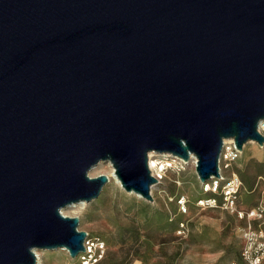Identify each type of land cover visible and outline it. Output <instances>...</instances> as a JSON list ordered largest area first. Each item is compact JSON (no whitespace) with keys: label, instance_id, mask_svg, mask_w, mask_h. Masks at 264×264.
<instances>
[{"label":"water","instance_id":"water-1","mask_svg":"<svg viewBox=\"0 0 264 264\" xmlns=\"http://www.w3.org/2000/svg\"><path fill=\"white\" fill-rule=\"evenodd\" d=\"M262 121L264 0H0V264L84 252L99 163L152 202L149 153L204 185Z\"/></svg>","mask_w":264,"mask_h":264},{"label":"rangeland","instance_id":"rangeland-1","mask_svg":"<svg viewBox=\"0 0 264 264\" xmlns=\"http://www.w3.org/2000/svg\"><path fill=\"white\" fill-rule=\"evenodd\" d=\"M154 158L152 175L164 178L152 187V202L119 188L108 177L110 168L99 163L89 176L105 175L109 181L98 198L63 211L64 216L78 218V231L104 243L100 264L241 263L239 232L248 220L239 213L264 205V145L246 143L239 159L224 173L226 179L235 174L241 182L233 209H225L219 195L203 192L192 160L184 162L182 169L161 171L157 164L163 163ZM207 197L216 198L218 206L198 207L197 200ZM179 198L186 202V213L177 205ZM251 225L264 229V220ZM37 252L39 264H68L70 259L65 250Z\"/></svg>","mask_w":264,"mask_h":264},{"label":"built area","instance_id":"built-area-1","mask_svg":"<svg viewBox=\"0 0 264 264\" xmlns=\"http://www.w3.org/2000/svg\"><path fill=\"white\" fill-rule=\"evenodd\" d=\"M241 151L235 147L233 140H226L223 142L222 150L218 160L219 177L212 178L203 186L204 193L219 195L222 198L221 205L225 209H233L236 195L240 189L241 182L237 175L231 174L229 178H225L224 173L229 171L232 165L239 159ZM158 162L163 165L157 164L158 168L163 171L169 169L171 171L183 168L179 158L173 157L168 154L159 155ZM167 156V157H166ZM177 163L172 167L170 162ZM178 159V160H177ZM161 177V176H160ZM164 178V177H163ZM163 178L157 182L160 183ZM185 200L179 198L177 205L182 213H186ZM219 204L218 200L214 197L200 198L197 200V206L200 208H215ZM240 218H246L248 225L241 229L239 237L242 241L241 250V263L234 264H263L264 263V229L261 226L257 228L252 227L251 222H261L264 220V205L247 210L244 213H239ZM84 252L80 253L75 259H69L68 264H100L105 256V245L98 238L86 237L84 243Z\"/></svg>","mask_w":264,"mask_h":264},{"label":"bare ground","instance_id":"bare-ground-1","mask_svg":"<svg viewBox=\"0 0 264 264\" xmlns=\"http://www.w3.org/2000/svg\"><path fill=\"white\" fill-rule=\"evenodd\" d=\"M264 129V121H262L261 123H259V125H258V131H259V133L261 134V131ZM153 157H155L154 158V161H156L157 159L159 160V157H163V156H159V155H157V154H154V153H149L148 154V169H149V171H150V174L152 175V171L154 170L153 169V165H152V158ZM167 157V156H166ZM163 158H165V157H163ZM174 160V159H173ZM176 160V159H175ZM175 160H174V163H172V161L170 162V164H171V166L172 167H175L176 165H177V163L175 162ZM178 160V159H177ZM189 160H192L193 162V164L196 166V159L194 158V156H192V155H190L189 156ZM178 161H181L182 162V164L184 165L185 163L183 162V160L182 159H179ZM109 168H110V172L108 173L109 175H108V177L111 179V180H113L114 182H115V184L119 187V188H121V186H120V183H119V181L117 180V178H116V176L114 175V171H113V169H112V166L110 165V163H108V162H106L105 163ZM95 168V167H94ZM168 170V169H167ZM166 170V171H167ZM165 171V172H166ZM152 177H153V175H152ZM154 178V177H153ZM212 179V178H211ZM156 181H158V178L157 179H155ZM152 189V188H151ZM128 194H132L133 196H135L136 198H141L139 195H137V194H135V193H128ZM85 203H78L77 205H73V206H70V207H68V208H73V207H75V206H82V205H84ZM62 215H63V211H62ZM64 216V215H63ZM61 250H63V249H61ZM34 254H35V257H36V264H39V253L37 252V250H35L34 251Z\"/></svg>","mask_w":264,"mask_h":264}]
</instances>
